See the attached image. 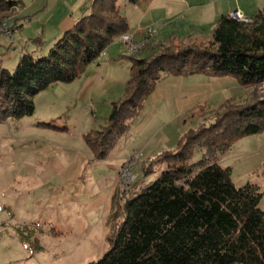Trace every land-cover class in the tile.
<instances>
[{
  "label": "trees",
  "instance_id": "1",
  "mask_svg": "<svg viewBox=\"0 0 264 264\" xmlns=\"http://www.w3.org/2000/svg\"><path fill=\"white\" fill-rule=\"evenodd\" d=\"M118 1L94 0L90 14L48 54L25 52L13 71L0 62V122L32 115L39 92L77 80L129 32ZM19 4L0 0V35ZM252 18L244 22L225 14L209 40L195 39L172 50L164 40L148 39L139 54L123 55L130 61L125 96L112 103L104 126L84 134L93 160L109 156L166 75L229 76L252 90L244 101L233 96L217 107L199 106L184 119L186 129L175 146L142 160L144 178L164 169L140 187L137 178L125 187L109 248L88 264H264V192L252 182L237 186L232 168L219 160L239 139L264 132V94L257 89L264 83V8ZM195 118L201 123L188 127ZM197 151L201 154L195 160Z\"/></svg>",
  "mask_w": 264,
  "mask_h": 264
},
{
  "label": "rangeland",
  "instance_id": "2",
  "mask_svg": "<svg viewBox=\"0 0 264 264\" xmlns=\"http://www.w3.org/2000/svg\"><path fill=\"white\" fill-rule=\"evenodd\" d=\"M18 1L0 35V62L11 71L25 52L48 54L68 29L90 14L94 3ZM153 1L135 3V14L134 4L128 0L116 4L121 15L129 7L133 27L137 29L139 23L147 27L140 39L127 32L135 41V51L120 37L116 39L127 54H139L148 39L157 41L158 29L167 26L165 22L171 25L180 20L190 7L194 14L202 12L207 17L237 8L250 18L264 8V0H155V4L170 8L165 14L150 11ZM163 35L168 38L165 32ZM189 42L166 39L165 45L174 50ZM103 51L107 55L108 47ZM102 53L101 59L106 56ZM118 70L127 74L130 67ZM78 87L72 82L53 84L35 96L32 115L0 122V264H88L99 259L109 248L111 224L119 215L118 203L124 201L121 169L130 165L131 176L140 180L139 187L156 179L164 167L144 178L142 160L175 146L186 129L182 124L188 114L201 105L217 107L233 96L244 101L252 90L229 76L166 75L147 98L131 130L116 140L109 156L93 160L81 132L90 130L95 107L85 106L77 93H72L79 91ZM257 89L264 94V83ZM201 121L189 119L187 125L196 127ZM153 140L155 146L147 148ZM200 154L197 151L195 160ZM219 160L232 168L237 186L252 182L264 192V132L239 139ZM261 207L264 209V196Z\"/></svg>",
  "mask_w": 264,
  "mask_h": 264
},
{
  "label": "crops",
  "instance_id": "3",
  "mask_svg": "<svg viewBox=\"0 0 264 264\" xmlns=\"http://www.w3.org/2000/svg\"><path fill=\"white\" fill-rule=\"evenodd\" d=\"M131 4H134L132 10L135 14V3L131 2ZM149 7L152 13L168 14V12L170 11V8L166 9L167 6L165 4H155V2L152 3V5ZM128 8L129 7H127L126 12H124V16H126L130 25L129 33H131L135 38L140 39L141 37H143L144 29H147V27L142 26L143 24L141 23H139L137 29L133 27ZM193 9L194 8L190 7L189 13L183 15L181 14L180 20L172 22L171 25L169 23L166 24L165 22L164 24L167 26H164L165 28L163 27L164 30L163 28H161V31L158 29V40L165 41L166 39H171L179 42H188L195 39L209 40L212 38L213 31L216 27L218 19L222 15H229L231 11L237 8L233 10H226L225 12H223V14L215 15V13L213 12L211 16L208 17L207 14L205 15L202 12H200L198 15L194 14ZM164 32L166 33L168 38L162 37L164 36ZM126 54L127 53L124 50V47L119 44L117 40H115L108 47L107 55L104 58H102L97 63H92L91 65H89L86 72L80 78L72 82V84L74 83L76 84V86H79V91L82 89L81 92H79L78 90H74L72 93L75 94L76 92V95H78V97L82 99L85 106L90 107L92 105L95 107L96 114L93 115L94 117H92V120H90L89 122V124L91 125L90 130L104 126L111 112L112 103L114 101L122 99L125 96V90L128 79L130 77V71L127 70L126 74L125 72H121L118 69L122 66L123 69H129L130 61L123 56ZM100 111H102V115L99 114ZM87 132L88 131L81 132L83 139L84 134ZM154 146L155 141L153 140L150 141V143L147 145V148ZM119 167L120 166H117L113 169L116 170Z\"/></svg>",
  "mask_w": 264,
  "mask_h": 264
},
{
  "label": "built area",
  "instance_id": "4",
  "mask_svg": "<svg viewBox=\"0 0 264 264\" xmlns=\"http://www.w3.org/2000/svg\"><path fill=\"white\" fill-rule=\"evenodd\" d=\"M229 15H231L232 17L244 21V22H251L252 18L247 17L243 14V12L239 9L237 10H233ZM150 34L152 35V32L154 31L153 28H149ZM120 41H122L123 43L127 44L128 48L131 51H135V41L132 37V35H130L129 33H124L120 36ZM106 55V51H103L102 56ZM128 164V163H127ZM130 165H126L125 169H121L120 171V176L122 178L123 183L125 184V186H127L131 181L134 180V176H131V169H130Z\"/></svg>",
  "mask_w": 264,
  "mask_h": 264
}]
</instances>
